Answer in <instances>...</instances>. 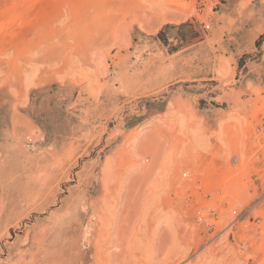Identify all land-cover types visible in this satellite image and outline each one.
I'll return each mask as SVG.
<instances>
[{
    "label": "rangeland",
    "instance_id": "374dc122",
    "mask_svg": "<svg viewBox=\"0 0 264 264\" xmlns=\"http://www.w3.org/2000/svg\"><path fill=\"white\" fill-rule=\"evenodd\" d=\"M0 264H264V0H0Z\"/></svg>",
    "mask_w": 264,
    "mask_h": 264
}]
</instances>
